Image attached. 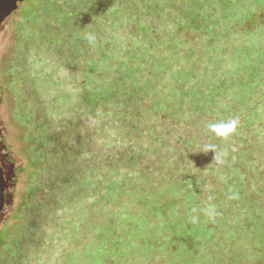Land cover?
I'll list each match as a JSON object with an SVG mask.
<instances>
[{
  "label": "trees",
  "instance_id": "16d2710c",
  "mask_svg": "<svg viewBox=\"0 0 264 264\" xmlns=\"http://www.w3.org/2000/svg\"><path fill=\"white\" fill-rule=\"evenodd\" d=\"M104 1L94 0L92 6L85 4L81 9L82 13L84 9L90 10L87 12L93 9L91 17L103 24L96 36L90 39L76 34L78 29L75 31L73 26L68 32L74 31L75 42L85 46L101 37L100 58H104L106 71L99 68L98 54L92 48L85 56H93L95 61L79 59V52L73 57L80 60L77 65L85 70L81 62L91 66L88 72L93 77L84 78L83 85L87 82L88 90L104 95L110 102L104 108L98 104L88 110L76 108L73 113L69 112L68 118L77 117L75 124L60 125L59 119L61 123L56 129H65L66 136L59 143L49 145L51 152L60 155L59 160L42 157L41 152L34 153L33 160L40 174L34 177L36 187L29 189L31 202L25 213L42 214L43 218L39 225L24 224L9 237L0 264H7L9 260L12 264H44L45 252L67 253L57 248L45 251L41 242L64 241L70 233L62 235L58 231L64 224L79 219L81 233L72 234V243L76 245L72 250L76 256L71 260L73 264L105 261L115 264L120 260L128 264L129 257H142L144 264H156L155 259L158 264H226L256 258L259 247L264 255V231L254 240L250 236L242 238V244L249 240V246L241 250L234 244L224 248L218 238L220 229L233 223L246 227L238 205L248 204L246 211L264 206V181L257 179L264 178V44L258 46L263 56L258 59L251 55L249 58L233 44L246 18L264 10V0H249L252 5L248 6L238 3L241 0H144L143 4L120 0V6L114 5L116 0ZM185 3L203 5L207 10L205 17L201 18L198 11L182 8ZM115 11H123L127 19L122 29H118L120 22L114 20ZM107 23L116 32L109 31ZM170 23L177 26L171 29ZM29 24L32 31L25 33L31 37L33 27ZM178 27L189 28L193 38H188L186 33L180 37L179 33L185 31ZM167 30H171V36ZM149 41L152 44L147 45ZM21 42L26 43L22 33L17 46ZM115 45H119L117 49ZM251 60L258 67L261 79L248 73L246 68ZM201 69L205 71L202 73ZM115 72H119L118 77ZM96 73L100 77H94ZM165 77L167 83L157 88L159 80ZM113 95L119 98V105L111 104ZM40 101V107L49 108L46 100L43 102L40 98ZM112 112L123 117L122 122L108 121ZM134 116H138V122L129 120ZM234 118L238 120L237 130L226 139L216 137L207 127L210 123ZM49 119L44 120L54 122L53 118ZM141 120L149 121L144 129L150 131L145 135L141 131L143 125L139 124ZM83 127L90 130L98 127L103 133L106 129L122 133V145L116 147L115 135L112 150L108 148L104 154L99 150L95 155L88 147L94 159L89 165L92 171L101 170V175L104 172L107 166L102 167L103 162L97 160L102 155L109 160L107 165L113 173L118 174L117 179L108 181L101 176L97 185L105 189L95 191L90 203L80 211L82 216L75 213L70 219L59 221L55 218L57 214L50 210V203H59L66 209V205L78 199L72 187L82 189L84 185L81 175L74 170L73 155L64 150L72 147V153L79 152L84 144L80 132ZM72 138L78 140L72 142ZM38 148L42 150L41 146ZM234 157L237 162L243 161V166L238 167ZM118 159L125 164L124 169L115 167ZM47 165L56 168V177L51 180L46 179L43 171ZM58 167H61L59 171ZM248 183H256L257 189L249 190ZM56 188L73 192L56 197L52 195ZM237 189L248 193L237 196ZM223 191L230 195L227 204L223 198L220 200ZM234 201L238 203L235 205ZM250 219L256 218L252 215ZM42 221L47 226L39 228L43 226ZM53 230L59 235L50 233ZM195 240L201 241L205 251L195 249ZM155 244L162 246L156 249ZM169 244L173 247L167 253ZM150 257L154 258L146 259Z\"/></svg>",
  "mask_w": 264,
  "mask_h": 264
},
{
  "label": "rangeland",
  "instance_id": "374dc122",
  "mask_svg": "<svg viewBox=\"0 0 264 264\" xmlns=\"http://www.w3.org/2000/svg\"><path fill=\"white\" fill-rule=\"evenodd\" d=\"M93 1L94 0H25L23 3L19 4L17 12H14L0 29V163L4 170L7 183L5 206L0 216V257L4 255L6 247L10 242L9 237L12 234L18 231L24 224L25 226L30 224L39 225L43 218L42 214L32 215L30 213H25L26 206L31 202L29 189L30 187H36L34 177L40 174L37 167L38 164L33 160L34 153L41 152L42 157L59 160L61 158L60 155L51 152L49 145L53 142L59 143L66 136V130H58L56 129L57 127L70 122L75 124L77 121V117L74 118L72 115L68 118V113H73V110L76 108L88 110L90 106H96L98 104L100 108H104L106 104L110 102V99L106 100L104 95H99L93 90H88L86 86H89V84L87 82L85 84L86 86L83 85L85 83L84 78L93 77V73L88 72L91 66L88 62H81L87 69L85 70L77 65L80 60H75V57H73L76 52H79L80 55L78 58H83V60H85L84 58H87L85 53H88L92 48L98 54L97 60L99 68H101L102 71H106L107 68L105 67L104 58H100V52L103 47L101 37H97L95 43L90 45L87 43V46H85L75 42L77 36L74 31L68 32V28L73 26L75 27V31L78 29L79 33L76 34L88 37L96 36L97 30L102 28L103 24L97 18L91 17L90 13L93 9L91 12H87L90 11L89 9H84L83 13L81 12L85 4L92 6ZM106 1L113 0H105L104 2ZM119 1L120 0H116L114 5L120 6L118 3ZM126 1L128 4H132L133 1H138L141 4L144 3V0ZM249 2V0H241L238 3H241L243 6L252 5V3ZM202 6L199 4L191 6L186 3L182 4V8L194 12L198 11L200 17L204 18L207 10ZM99 8L100 7L97 6V12ZM134 9H137V7H134ZM164 11L166 14L167 11L165 9ZM122 12L123 11H115L114 20L119 21L121 24V27H118V29H122L126 25L124 23H127V19L123 16ZM200 17L197 14V18ZM29 21L33 27L34 34L31 37L25 33L26 31L28 33L32 31L29 26ZM183 21L187 22V19H183ZM263 22L264 10L249 16L244 23L241 24V29H244V31L238 29L240 35L233 41L236 48H239L238 51L245 53L249 58V55L257 59L263 58L264 56L261 55L262 52L258 49V46L264 44ZM107 24L109 31L116 32V29H113L114 27L111 26L110 23ZM76 26L78 28H76ZM176 26V23H170L169 28L172 29ZM259 26L262 27L258 28ZM245 29L250 31H245ZM178 30H183V28L178 27ZM183 31L185 32L179 33L180 37L183 38L186 33L188 38H193V34L190 32L189 28ZM21 33L26 43L21 42L17 46L18 41H20ZM121 33L122 31H118V34ZM230 34L234 36L232 33ZM157 35L160 36V34ZM167 35L171 36V30H167ZM226 36H228V34H226L225 37ZM150 44L152 43L149 41L147 45ZM118 46L119 45H115V49H117ZM87 59L95 61L93 56H89ZM251 62L252 60L249 61L246 68L248 69V73H251V75L255 77H260L261 79L262 75L258 67L251 64ZM157 66L160 69V66ZM201 71L203 73L205 70L201 69ZM115 73L118 77L119 72ZM94 77H100V74L96 73ZM159 83L157 88L160 89L164 83H167V77L159 80ZM18 85H20L21 88L20 93L17 92L19 88ZM126 97H129V94H126ZM40 98H43V102L45 100L48 102V109L39 106V102H41ZM111 104L114 106L120 104V100L116 95H113ZM65 114L67 119L64 121ZM45 118H53L54 122H46L44 120ZM137 118L138 116L129 117V120L138 122ZM59 119L62 121L60 125L59 123H61V121L59 122ZM122 120L123 117L117 116L114 112L108 116V121L111 123L114 122L117 124L118 122H122ZM139 124L143 125L141 131L144 135L150 131V129H144L149 125L148 120H141ZM90 129L83 127L80 130L84 137V144L80 146L79 152L72 153V151H74V149L71 150L72 147L64 149L66 154L70 156L73 155V159L76 162L74 170L75 168L77 169L78 174L81 175L84 181V185L82 189L72 187V189L75 190L74 193L78 194V199L75 203L66 205V209H62L59 203L53 201L50 203V210H53L57 214L55 217L56 220H67V218L74 216L75 213L79 214L81 210H84L85 206L90 203L93 195L104 187L97 185V180L100 179L101 176L104 175L108 181L117 179L118 174L115 175V173H113V170L107 165L109 160L107 158L104 159L102 155L97 159L103 162L102 167L105 165L107 166L104 172H102V175L100 174L101 170L92 171L94 169L92 166L90 168L89 165H91L94 160L93 157H91V153L97 155L99 150L102 151L103 154L108 148L112 150L115 135L117 136L116 147H120L124 140L121 138L122 133L120 134L119 132L108 129L103 133L98 127H96V129ZM89 130L91 133L88 135ZM164 133L167 138V128L164 130ZM70 139V136H68V142ZM77 140L78 138H72V142ZM38 146H41L42 150L38 148ZM88 147L93 149V152L90 153ZM78 155L80 156L75 157ZM233 162L237 163L239 165L238 167L243 166V161L238 160L237 162L236 157L233 158ZM40 163H42V161ZM115 165L118 170L122 167L123 169L125 168V164L121 163L119 159ZM60 168L61 167H58V171ZM65 168L66 170L69 169L67 165ZM96 169L100 168L97 167ZM44 170L46 172V179L51 180L56 177V168L53 166L47 165L46 169H43V171ZM244 178L243 176V179ZM71 179L75 181L74 178L71 177ZM257 179L264 181V178ZM68 181H71L70 178ZM247 188L251 191L256 190V183L254 185L248 183ZM111 189H114L113 185H111ZM71 192L73 191L67 190V193ZM67 193L56 188L52 195L63 197ZM103 193L106 195L108 194L106 191ZM241 193V190H239L237 196ZM243 193L246 194L248 192L246 191ZM229 196V193H224L223 191L220 193V200L223 198V201L227 204L230 202ZM52 199L53 198H51L50 201ZM233 203L236 205L238 202L234 201ZM261 206L263 209L256 208L252 211H246L249 207L248 204L238 205V207L241 208L239 215L243 217L246 227L233 223L230 226L228 225V227L221 228L218 238L221 240L224 248L234 244L239 247L240 250L244 249L248 245L249 240L246 244L245 242L242 244V238L247 239L248 236H250L251 240H254L255 237L261 235L264 231V206ZM219 209L220 208H217L216 210L219 211ZM79 215L82 216V214ZM252 215L253 218H256L255 220L250 219ZM80 221L81 219L71 220L69 224H64L62 226L58 233L62 235H68L70 233L64 241L56 240L53 242H46L43 240L41 242L44 248L47 249L45 251L57 248L67 252L60 255L53 251V253L45 252L43 255L44 264H73L71 260L76 256L72 254V250L76 245L72 243V234L81 233L78 232L79 227L82 226ZM41 224L43 226L39 228L47 226L45 221H42ZM50 233L53 235L55 233L58 234L54 232V230L50 231ZM161 246L162 244L156 245V249ZM172 247L173 246L170 244L167 245V253L172 251ZM194 247L199 252L205 251V247L201 244V241L198 243V241L195 240ZM103 249L104 248H102V250ZM258 249L259 251L256 258H247V260L244 261H227L226 264H264L262 247ZM130 252L132 254H138V252ZM153 258L154 257L146 259L150 260ZM113 259L116 261L118 258ZM128 259L129 263H133L137 260L139 264H144L142 257L135 259L129 257ZM147 260L144 261L146 262ZM155 262L158 264L159 261L155 259ZM106 263L108 264L106 261L102 264ZM7 264H12L11 260H9ZM115 264H124V262L120 260ZM149 264H152V262Z\"/></svg>",
  "mask_w": 264,
  "mask_h": 264
},
{
  "label": "water",
  "instance_id": "95a60500",
  "mask_svg": "<svg viewBox=\"0 0 264 264\" xmlns=\"http://www.w3.org/2000/svg\"><path fill=\"white\" fill-rule=\"evenodd\" d=\"M24 1L25 0H0V29L5 21H7L14 12H17L19 4ZM6 187L7 183L0 163V216L5 206Z\"/></svg>",
  "mask_w": 264,
  "mask_h": 264
},
{
  "label": "clouds",
  "instance_id": "9594fccd",
  "mask_svg": "<svg viewBox=\"0 0 264 264\" xmlns=\"http://www.w3.org/2000/svg\"><path fill=\"white\" fill-rule=\"evenodd\" d=\"M207 127L216 137L226 139L236 132L238 120L234 118L224 122L210 123Z\"/></svg>",
  "mask_w": 264,
  "mask_h": 264
},
{
  "label": "flooded vegetation",
  "instance_id": "af4514ba",
  "mask_svg": "<svg viewBox=\"0 0 264 264\" xmlns=\"http://www.w3.org/2000/svg\"><path fill=\"white\" fill-rule=\"evenodd\" d=\"M2 167V166H1ZM3 169V168H2ZM4 171V170H3Z\"/></svg>",
  "mask_w": 264,
  "mask_h": 264
}]
</instances>
